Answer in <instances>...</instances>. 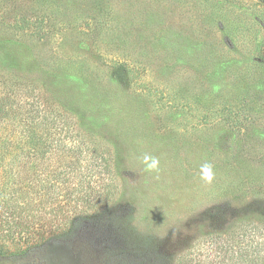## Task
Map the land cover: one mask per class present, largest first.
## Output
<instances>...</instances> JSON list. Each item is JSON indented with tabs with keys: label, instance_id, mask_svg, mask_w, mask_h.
Segmentation results:
<instances>
[{
	"label": "rangeland",
	"instance_id": "obj_1",
	"mask_svg": "<svg viewBox=\"0 0 264 264\" xmlns=\"http://www.w3.org/2000/svg\"><path fill=\"white\" fill-rule=\"evenodd\" d=\"M0 3V96L61 138L36 168L46 226L4 241L0 264L45 249L59 264H247V230H264V0ZM20 3L39 35L12 25Z\"/></svg>",
	"mask_w": 264,
	"mask_h": 264
},
{
	"label": "trees",
	"instance_id": "obj_2",
	"mask_svg": "<svg viewBox=\"0 0 264 264\" xmlns=\"http://www.w3.org/2000/svg\"><path fill=\"white\" fill-rule=\"evenodd\" d=\"M0 4V18L7 23L6 11L2 10L4 4ZM15 4L18 5L16 2ZM19 5L12 25H16L31 37L39 35L30 25L40 17L22 13L18 15L20 9L24 8L23 3ZM124 65H127V70L130 69L128 63ZM27 107L16 102L10 93L0 96V248L6 240L28 242L30 236L39 234L46 226L42 222L34 221L42 219L39 209L42 202L38 199L40 189L37 186L40 177L37 176L36 168L41 158L46 157L49 160L59 156L61 138L46 129L42 121L38 120L40 110L33 105L28 110ZM27 171H34L31 178ZM72 171L68 169L69 178ZM53 185L51 182L49 188ZM36 211L38 212L35 213ZM247 233L251 241L247 248V264H264V256L258 254L260 247L253 244L260 237L261 244L264 245V230L251 226ZM254 249L257 253H254Z\"/></svg>",
	"mask_w": 264,
	"mask_h": 264
},
{
	"label": "flooded vegetation",
	"instance_id": "obj_3",
	"mask_svg": "<svg viewBox=\"0 0 264 264\" xmlns=\"http://www.w3.org/2000/svg\"><path fill=\"white\" fill-rule=\"evenodd\" d=\"M39 251L38 255H34L36 258L31 261L32 264H59L57 255L54 252H49L47 249Z\"/></svg>",
	"mask_w": 264,
	"mask_h": 264
},
{
	"label": "clouds",
	"instance_id": "obj_4",
	"mask_svg": "<svg viewBox=\"0 0 264 264\" xmlns=\"http://www.w3.org/2000/svg\"><path fill=\"white\" fill-rule=\"evenodd\" d=\"M207 170V169H206ZM210 179V176L208 177Z\"/></svg>",
	"mask_w": 264,
	"mask_h": 264
}]
</instances>
